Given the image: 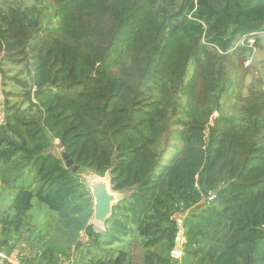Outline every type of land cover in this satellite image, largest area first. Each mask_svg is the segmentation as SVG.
Here are the masks:
<instances>
[{
	"label": "trees",
	"instance_id": "1",
	"mask_svg": "<svg viewBox=\"0 0 264 264\" xmlns=\"http://www.w3.org/2000/svg\"><path fill=\"white\" fill-rule=\"evenodd\" d=\"M0 90V251L36 198L29 264H264V0H0ZM85 170L129 192L102 232Z\"/></svg>",
	"mask_w": 264,
	"mask_h": 264
},
{
	"label": "rangeland",
	"instance_id": "2",
	"mask_svg": "<svg viewBox=\"0 0 264 264\" xmlns=\"http://www.w3.org/2000/svg\"><path fill=\"white\" fill-rule=\"evenodd\" d=\"M242 42H244V40ZM251 44L252 45L254 44V40H251ZM258 58L260 59V56H258ZM231 62L235 63V62H237V59L233 58L231 60ZM246 65H249V64L247 63ZM239 74H240V76H242V73H239ZM2 101H3V96L1 95V90H0V103L1 104H2ZM3 114H4L3 107L1 106L0 107V121H2V119H3ZM51 152L53 154H55L57 157H59L60 159L64 160L63 150H62V148L59 147L58 142H55V145L52 147ZM64 163H65V160H64ZM65 165H66V163H65ZM79 176L85 182V184L90 189V191H92V182L97 177L93 173H91L87 170L79 173ZM101 179H104L108 183L107 185H108L109 190L116 197V200L113 203L114 206L118 204L119 200L124 199L129 195V192L122 193V192L114 191L111 183L109 182V175H107L106 177H103ZM14 193H15V191L10 190V189H6L4 187V185L2 184L1 179H0V213H2L7 208V203L9 202V198ZM93 201H94V198H93ZM33 204H34V209L32 210V212H33L32 213V220L34 222L35 228L32 230V232L29 233L27 231L28 230L27 227H25L24 230L22 229V231H19L16 233V235L12 239V243H11V245L12 244L14 245L13 255H16V258L20 263H28L29 264V262L33 261V258H35L36 254L41 253V250H40L39 246L37 245V242L40 246L44 245L45 247H47V244H45V242L46 243L48 242V238H49L48 235H45L46 229H47V224H48L47 222L51 219L52 216H58L56 212L52 211L51 209H49L46 206L42 205L41 207H38L39 204H38L36 198H34ZM91 223L94 225L95 230L97 232H102L104 230V226L101 225L100 223H98L97 221H95L94 218L91 220ZM34 236L40 238V240L37 241L36 243H35V239L33 238ZM29 238H33V239H29ZM81 242H82V244L87 243V237L85 235L81 236ZM183 243H185V240L183 241ZM79 252H82V251H79ZM79 252H75L76 253L75 257L79 256V255H77V254H79ZM82 256L86 257L84 254V251L82 252ZM84 257H83V259H84Z\"/></svg>",
	"mask_w": 264,
	"mask_h": 264
},
{
	"label": "water",
	"instance_id": "3",
	"mask_svg": "<svg viewBox=\"0 0 264 264\" xmlns=\"http://www.w3.org/2000/svg\"><path fill=\"white\" fill-rule=\"evenodd\" d=\"M63 158L65 160L66 166L68 168H71L74 173H77L79 171L80 168L73 164V161L70 159V156L68 154H64ZM96 177L97 178L92 182L91 191L94 198V220L101 225H104L113 213V203L115 202L116 197L109 190L107 185L108 183L104 179H101L103 177ZM181 243L182 235H179L176 241L175 251L181 252Z\"/></svg>",
	"mask_w": 264,
	"mask_h": 264
},
{
	"label": "built area",
	"instance_id": "4",
	"mask_svg": "<svg viewBox=\"0 0 264 264\" xmlns=\"http://www.w3.org/2000/svg\"><path fill=\"white\" fill-rule=\"evenodd\" d=\"M214 200V197H210L208 199L209 201ZM178 228L183 231V226L181 221H178ZM182 257V251L181 252H177V251H173L172 252V258L174 261H179V259H181ZM0 264H18L15 260L11 259L8 255H6L5 253L0 252ZM174 264V263H173ZM176 264V263H175Z\"/></svg>",
	"mask_w": 264,
	"mask_h": 264
},
{
	"label": "crops",
	"instance_id": "5",
	"mask_svg": "<svg viewBox=\"0 0 264 264\" xmlns=\"http://www.w3.org/2000/svg\"><path fill=\"white\" fill-rule=\"evenodd\" d=\"M2 95V94H1ZM0 107H1V103H0ZM3 120H4V114H3V119L2 121H0V125L3 123ZM8 205V204H7ZM184 241V239H182ZM2 253H5L6 255H8L6 252L4 251H0ZM183 254V253H182ZM79 256L75 257L76 256V253H74V255L72 256V260H71V263L70 264H90L89 260L82 256V252H79V254H77ZM11 259L15 260L18 264H28V263H20L17 258H16V255H8ZM84 257V259H83ZM182 258V257H181ZM180 261V259H179ZM140 263V262H139ZM137 263V264H139ZM141 264V263H140Z\"/></svg>",
	"mask_w": 264,
	"mask_h": 264
},
{
	"label": "bare ground",
	"instance_id": "6",
	"mask_svg": "<svg viewBox=\"0 0 264 264\" xmlns=\"http://www.w3.org/2000/svg\"><path fill=\"white\" fill-rule=\"evenodd\" d=\"M99 225V224H98Z\"/></svg>",
	"mask_w": 264,
	"mask_h": 264
}]
</instances>
